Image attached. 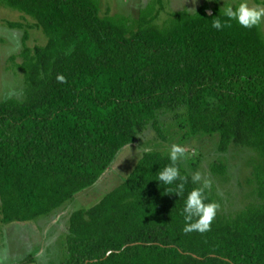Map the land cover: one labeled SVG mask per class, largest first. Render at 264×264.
Here are the masks:
<instances>
[{"label":"trees","instance_id":"1","mask_svg":"<svg viewBox=\"0 0 264 264\" xmlns=\"http://www.w3.org/2000/svg\"><path fill=\"white\" fill-rule=\"evenodd\" d=\"M2 1L32 16L48 38L32 48L24 36L25 97L0 100L4 222L59 209L98 182L147 126L162 136L160 114L173 113L193 135L217 134L221 152L236 143L258 153L259 202L231 218L217 213L209 231L186 234L184 198L156 181L167 153L145 152L99 203L71 214L64 264H264L260 25L246 29L233 21L218 31L212 23L224 19L222 9L208 14L202 7L174 12L161 26L155 20L164 0L143 9L134 28L125 16L102 17L98 0ZM180 169L189 177L186 195L198 185ZM213 170L226 167L216 161Z\"/></svg>","mask_w":264,"mask_h":264},{"label":"rangeland","instance_id":"2","mask_svg":"<svg viewBox=\"0 0 264 264\" xmlns=\"http://www.w3.org/2000/svg\"><path fill=\"white\" fill-rule=\"evenodd\" d=\"M100 15L125 16L133 28L140 13L154 0H98ZM231 0H225L230 3ZM224 0H164L163 7H157L155 23L164 26L174 12L187 11L195 14L200 8L222 9ZM251 7L261 6V0H249ZM10 22L20 27H10ZM264 34V21L260 24ZM26 45L43 46L48 38L36 20L23 12L13 9L0 0V100L25 97V83L19 64L20 52ZM174 120L173 113H161L163 135L150 125L135 142L125 146L117 155L111 167L90 188L79 192L71 201L59 209L33 220L5 223L0 200V259L4 264H64L66 259L65 240L71 214L99 203L111 190L121 184L131 173L145 148L167 153L171 143H179L186 149V160L181 164L191 173L200 171L211 179L212 188L206 192L215 195L220 205L217 213L231 218L245 207L259 202L253 182L254 164L258 153L241 144L232 143L226 152L219 150L220 137L217 134L198 133L193 135L187 122ZM182 121V125L180 123ZM216 161H221L226 170H213Z\"/></svg>","mask_w":264,"mask_h":264},{"label":"clouds","instance_id":"3","mask_svg":"<svg viewBox=\"0 0 264 264\" xmlns=\"http://www.w3.org/2000/svg\"><path fill=\"white\" fill-rule=\"evenodd\" d=\"M264 4V0H261ZM222 17L213 21L212 27L216 30H222L226 26H231L235 22L239 26L251 29L264 21V7H251L249 0H231L222 7ZM63 80V77H58ZM145 152H151L152 149L145 148ZM167 159L169 163L157 172V180L166 187L167 191H174L178 197L184 198L181 215L184 218V233L199 232L205 233L210 230L220 205L215 201H208L206 191L212 188L211 179L204 176L200 171L191 173L190 179L193 187L185 195V185L189 177L181 174L180 164L186 160V149L179 143H171L167 149ZM207 201V202H206ZM0 264H4L0 259Z\"/></svg>","mask_w":264,"mask_h":264},{"label":"water","instance_id":"4","mask_svg":"<svg viewBox=\"0 0 264 264\" xmlns=\"http://www.w3.org/2000/svg\"><path fill=\"white\" fill-rule=\"evenodd\" d=\"M207 13L208 14H212L213 13V10H207ZM111 252H109L108 254H107V256L110 254Z\"/></svg>","mask_w":264,"mask_h":264}]
</instances>
